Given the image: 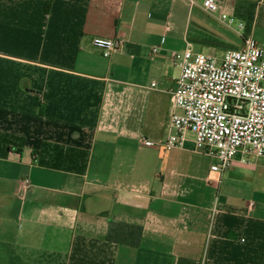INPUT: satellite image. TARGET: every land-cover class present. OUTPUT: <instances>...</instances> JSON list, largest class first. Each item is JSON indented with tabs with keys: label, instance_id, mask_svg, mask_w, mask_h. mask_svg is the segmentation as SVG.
Instances as JSON below:
<instances>
[{
	"label": "crops",
	"instance_id": "obj_1",
	"mask_svg": "<svg viewBox=\"0 0 264 264\" xmlns=\"http://www.w3.org/2000/svg\"><path fill=\"white\" fill-rule=\"evenodd\" d=\"M45 2L0 0V264H264V159L219 173L191 132L162 145L170 54L220 58L233 29L188 0ZM218 2L264 41V0Z\"/></svg>",
	"mask_w": 264,
	"mask_h": 264
},
{
	"label": "built area",
	"instance_id": "obj_2",
	"mask_svg": "<svg viewBox=\"0 0 264 264\" xmlns=\"http://www.w3.org/2000/svg\"><path fill=\"white\" fill-rule=\"evenodd\" d=\"M188 1L216 15L242 38L243 45L220 58L194 52L189 44L170 54L178 75L170 88L167 136L162 145L168 150L182 148L191 132L193 150L216 160L211 170L222 173L236 155L241 163L254 164L264 159V49L218 0ZM92 44L105 57L117 46L114 38L103 36L93 37ZM28 184L24 178L22 186Z\"/></svg>",
	"mask_w": 264,
	"mask_h": 264
},
{
	"label": "trees",
	"instance_id": "obj_3",
	"mask_svg": "<svg viewBox=\"0 0 264 264\" xmlns=\"http://www.w3.org/2000/svg\"><path fill=\"white\" fill-rule=\"evenodd\" d=\"M52 0H46L44 11L48 12ZM142 235V227L136 224H130L122 221H110L105 239L118 245H129L136 247L139 245Z\"/></svg>",
	"mask_w": 264,
	"mask_h": 264
},
{
	"label": "rangeland",
	"instance_id": "obj_4",
	"mask_svg": "<svg viewBox=\"0 0 264 264\" xmlns=\"http://www.w3.org/2000/svg\"><path fill=\"white\" fill-rule=\"evenodd\" d=\"M258 32V36H262L263 34H264V32H262V31H260V30H258L257 31ZM232 34H231V43H230V47L231 48H235V49H238V46H239V43H240V41H241V37L234 31V30H232V32H231ZM259 42V45L264 49V41L263 40H258ZM190 135L192 136V134L190 133Z\"/></svg>",
	"mask_w": 264,
	"mask_h": 264
}]
</instances>
